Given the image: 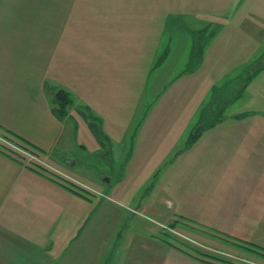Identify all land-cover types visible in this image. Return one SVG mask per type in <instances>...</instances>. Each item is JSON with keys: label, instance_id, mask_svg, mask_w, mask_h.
Returning a JSON list of instances; mask_svg holds the SVG:
<instances>
[{"label": "crops", "instance_id": "obj_1", "mask_svg": "<svg viewBox=\"0 0 264 264\" xmlns=\"http://www.w3.org/2000/svg\"><path fill=\"white\" fill-rule=\"evenodd\" d=\"M189 15L199 25L188 29L184 16ZM180 25L188 31L177 38ZM188 32L201 34L193 39ZM198 45L219 57L264 50V0H0V125L36 145L44 162L18 160L0 150V264H122L120 249L113 247L121 245L129 221L125 211L105 189L94 188L93 179L75 170L78 157L64 154L73 145L95 151L104 137L118 153L132 149L135 105L143 101L145 83L178 47L192 56ZM60 88L72 97L63 117L53 109ZM192 103L191 97L183 109L173 107L172 127L181 128L191 118ZM129 110L132 117L126 116ZM217 126L180 151L183 171L189 173L182 178L180 202L185 211L214 208L210 226L233 233L226 226L239 220L226 210L236 206L232 197L238 196L227 193V187L209 189L214 180L203 171L210 163L207 156H218L221 149L214 139L229 131ZM262 127L248 132L253 144L234 148L244 153L238 168L251 170L262 160L257 143L264 137V123ZM151 131H141V143L160 137ZM226 149L231 151H222ZM225 162L218 165L237 167L231 159ZM258 170L264 176V162ZM244 199L264 201V196ZM251 216L250 231L264 233V207ZM151 240L150 251L136 254L129 264H212ZM253 240L264 246V240Z\"/></svg>", "mask_w": 264, "mask_h": 264}, {"label": "rangeland", "instance_id": "obj_2", "mask_svg": "<svg viewBox=\"0 0 264 264\" xmlns=\"http://www.w3.org/2000/svg\"><path fill=\"white\" fill-rule=\"evenodd\" d=\"M184 18L190 23L187 25L188 29L192 25H199L194 22L191 15L184 16ZM179 27L182 30H177L180 32L177 33V38L184 35V30L188 31L182 25ZM192 32H188L190 33L188 35L193 39L200 37L201 33L192 34ZM179 40L181 39H177V42ZM181 43L184 45L183 41ZM178 45L181 44L178 43ZM260 49L258 47L254 51H248L249 54L242 57H219V55H211L215 50L201 49V45L196 47L192 56H185L187 48L185 50L183 46L178 47L175 53L161 64L160 70L154 71L149 77L148 84L144 85L143 101L139 106L135 105L136 120L132 124L134 130L132 135L136 133V136L132 149L118 153L115 147L109 146V139L106 137L101 139L99 135L97 139L103 140V143L97 146V150L88 152L73 145L68 149L70 154H64L72 160L78 157L79 163L76 164L75 170L80 175L83 174L93 179V187H98L97 189L101 191L105 189L109 195L117 199V206L125 211V218L129 221L123 228L124 231L120 238L121 245L113 247V251L120 249L119 258L122 264L133 262L136 254L144 256L147 251H150L149 246L154 243L151 238L161 243L162 241L167 242L165 241L167 239L191 253L195 252L192 250L193 247L208 251L216 249V252L241 263L264 264V260L257 255L206 234L207 231L222 232L219 230L221 228L209 224L216 219L214 208L203 210L190 208L187 212L183 207L184 204L180 202L184 194L182 178L184 181L189 176L187 170L183 171L184 164L181 161L183 159L180 151L185 148L190 134L200 123L202 112L205 110L204 121L218 120L217 128L224 131L229 130L223 133L221 138L214 139V141H219L217 145L221 149L218 156L212 154L207 156L210 158L208 160L210 163L208 168L203 170L209 180H214L208 183L209 189L227 187V193L238 196V199L232 197V202L236 206L226 211L234 213L239 221L237 224L226 226L227 229H232L233 233H224L239 236L244 240L250 239L249 241L254 238L264 240L262 236L264 233L250 231L254 221L251 213L254 214L257 209L260 212L264 207V201L244 199V196L256 198L264 196V176H261L258 170L259 164L264 162V137L260 136L263 142L257 141L260 144L258 146H262L263 158L251 170L238 168L240 164L237 161H243L240 160L243 157L240 155L244 153L239 154L234 150L239 145L254 143L253 139L248 136L250 135L248 132L263 130L264 65L258 71L257 67L264 62V50ZM201 53L205 56H201ZM143 65L145 64H142V68H144ZM184 69L188 70L187 74H181ZM139 72L138 69L137 75ZM131 74L129 73V77ZM247 76L250 78L246 87L238 97L231 99L239 92ZM199 89L201 90L198 91ZM128 92L130 95V88ZM191 97L193 99L190 109L191 118L186 120L181 128L176 125L172 127V123L168 120L172 119L173 107L178 110L183 109L189 100L191 102ZM167 99L169 102L165 104ZM222 107L224 110L220 112ZM162 111L166 113L163 114ZM131 113L132 110H129L126 116L132 117ZM175 113L177 117L178 112ZM75 125L78 128L81 122H76ZM95 125L96 132L99 133V122ZM145 130L158 131L160 137L152 138L151 143L149 139L147 143H141L140 134ZM260 132L258 134H263L262 131ZM156 140H158L157 143ZM0 141L19 151L24 156V161L44 164L43 159L37 157V151L33 152L19 145L1 131ZM207 141L208 144L211 143V146H216L212 138L207 137ZM224 147L231 148V151L230 149H226V152L222 151ZM229 159L237 163V167L219 166ZM104 177L110 178L111 182ZM173 202H176L175 205ZM214 202L209 203L214 204ZM262 204L263 207H259ZM219 210H221L220 214L225 213V209ZM123 229L119 228L118 232Z\"/></svg>", "mask_w": 264, "mask_h": 264}, {"label": "trees", "instance_id": "obj_3", "mask_svg": "<svg viewBox=\"0 0 264 264\" xmlns=\"http://www.w3.org/2000/svg\"><path fill=\"white\" fill-rule=\"evenodd\" d=\"M264 65L263 64L259 65L257 67V71ZM256 72V70L254 71V73ZM250 76H247V78L245 79V81L243 82L242 86L239 89V92L234 95L233 98L231 99H235L236 97H238V95L241 93V91L246 87L248 80H249ZM72 101V97L70 95V92L60 88L56 91L55 94V103L53 105V109L54 111L59 115V116H65L67 114L68 111V105L71 103ZM215 102V101H214ZM220 105V104H219ZM220 112L224 110V107L220 108ZM205 111V110H204ZM202 112L203 115L200 118V123L194 128V130L192 131V133L190 134V137L187 141L186 147H190L202 134V132L210 127H212L213 125H216L218 120H209L208 122L204 121V113ZM222 114V113H221ZM0 131L4 133V135L10 139H12L13 141H16L19 145L27 148V149H31V151L33 152H38V147L34 144H32L31 142H29L28 140H26L25 138H23L22 136L18 135L17 133L3 127L2 125H0ZM0 150L9 154L10 156L18 159V160H22L24 161V156L17 150H15L14 148H12L11 146L6 145L5 143L0 141ZM196 228V227H195ZM209 236H211L214 239L217 240H221L223 242L226 243H230L231 245L243 250V251H247V252H251L255 255H257L259 258L264 260V246L253 242V241H249V240H244L241 239L239 237H235L232 236L230 234L224 233V232H212V231H207V233ZM165 241H167L170 245H174L176 248H178L179 250L189 254L192 257H195L199 260L205 261V262H209L212 264H245V263H241L238 261H235L225 255H223L220 252H216L215 251H208L205 249H202L200 247H193L192 250H194V253H191L190 251L184 249L183 247H180L176 244H173L172 242L168 241L167 239H165Z\"/></svg>", "mask_w": 264, "mask_h": 264}]
</instances>
